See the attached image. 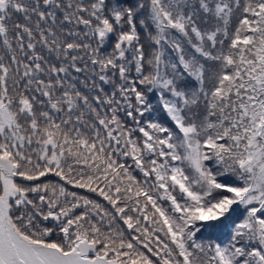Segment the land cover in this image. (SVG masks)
Segmentation results:
<instances>
[{
    "label": "snow or ice",
    "instance_id": "snow-or-ice-1",
    "mask_svg": "<svg viewBox=\"0 0 264 264\" xmlns=\"http://www.w3.org/2000/svg\"><path fill=\"white\" fill-rule=\"evenodd\" d=\"M0 264H264V0H0Z\"/></svg>",
    "mask_w": 264,
    "mask_h": 264
}]
</instances>
